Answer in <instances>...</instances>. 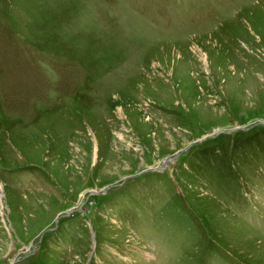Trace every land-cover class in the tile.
I'll return each instance as SVG.
<instances>
[{"label": "rangeland", "instance_id": "1", "mask_svg": "<svg viewBox=\"0 0 264 264\" xmlns=\"http://www.w3.org/2000/svg\"><path fill=\"white\" fill-rule=\"evenodd\" d=\"M0 264H264V0H0Z\"/></svg>", "mask_w": 264, "mask_h": 264}]
</instances>
